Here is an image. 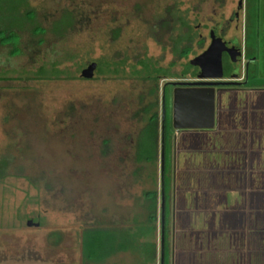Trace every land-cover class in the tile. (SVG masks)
Segmentation results:
<instances>
[{
    "label": "rangeland",
    "instance_id": "obj_1",
    "mask_svg": "<svg viewBox=\"0 0 264 264\" xmlns=\"http://www.w3.org/2000/svg\"><path fill=\"white\" fill-rule=\"evenodd\" d=\"M28 1L42 33L20 31L4 36L7 40L0 36V264H144L147 259L138 249L146 242L155 245L156 258L147 264H160L163 130V180L172 218L183 203L185 212L179 214L185 215L188 234L206 238L204 223L219 218L209 217V206L215 211L219 193L211 194L218 188L211 185L225 180L221 170L231 165L239 168L237 164L247 156H251L248 166H254L258 158L264 161V114L256 125L262 131L259 137L242 140L237 131L223 134L220 139L227 143L223 151L215 152V142L194 143L192 135L175 142L172 84L190 79L181 74L194 71L186 64L207 49L212 27H221L227 40H242V28L226 24L238 0ZM169 8H174V14L168 13ZM64 12L78 15L77 23L68 34L57 37L49 29ZM176 14L195 36L185 59L172 49L173 38L185 30L179 28ZM138 58L149 59L169 77L157 82L133 77L130 65ZM120 61H125L124 71L119 67L114 73ZM90 63H100L102 73L95 71L86 80L81 71ZM53 70L60 74H51ZM146 109L156 111L160 121L153 164L136 162ZM237 117L233 122L241 124ZM199 150L207 156H197ZM217 159H222L225 169H218ZM188 166L195 167L184 169ZM147 191L158 193L156 229L153 236L143 238L140 233L145 231L139 227L149 224L150 216ZM180 223L176 221L177 227ZM88 231L123 239L137 236L130 250L96 262L82 255ZM177 256L173 261L171 256V264H180Z\"/></svg>",
    "mask_w": 264,
    "mask_h": 264
},
{
    "label": "trees",
    "instance_id": "obj_2",
    "mask_svg": "<svg viewBox=\"0 0 264 264\" xmlns=\"http://www.w3.org/2000/svg\"><path fill=\"white\" fill-rule=\"evenodd\" d=\"M174 8H169L168 13L174 14ZM177 15V14H176ZM179 28L185 29L184 32L180 33L176 38H173V52L177 53L180 59H185L188 57L192 50V45L195 40L193 35V30L188 25L186 20L178 18ZM78 15L74 12H64L62 16L54 21L50 27V33L57 36L63 37L68 34L73 27L76 25ZM172 19H175L172 17ZM172 21V20H171ZM171 24V22H170ZM168 22L165 23L166 26L170 25ZM172 29H173V25ZM175 26V25H174ZM32 31L34 34L42 33L35 19L34 12L31 11L29 7L28 0H0V36L3 40H7L4 36L12 35L15 32L22 31ZM173 32V31H172ZM125 61H120L119 64L114 65L113 72L118 73L119 67H121L122 72L124 69L122 65ZM188 68L190 64H186ZM185 65V66H186ZM55 64H53V67ZM192 67V66H191ZM194 67H192L193 69ZM130 72L133 77L141 78L142 80L154 81L157 82L159 79H167L169 77L167 71L155 67L149 59L138 58V60L130 65ZM193 72L184 70L181 74L182 78L189 76L190 79L197 78L196 69H193ZM101 64L97 63L96 74L100 75ZM51 74H60L57 71H52ZM157 87H155V90ZM162 100V109H163V128L165 129L168 120H167V92L164 89V94ZM154 105H152L153 107ZM155 109V108H154ZM144 128L141 130L137 137L136 142V162L137 163H147L153 164L156 161L157 150H158V138H159V126L160 121L158 119L156 111L149 112V109L145 110V116H143ZM165 130H163V156L165 152ZM164 174V169H163ZM162 194L159 195V202L161 197L164 198V209H163V223H161L160 218V250L162 253V264H170V243H169V231H170V216L171 209L168 205V198L170 195L167 192L166 187L164 186V180L162 179L161 186ZM145 201L149 203V224L145 225L142 229L139 227L141 232L140 237L148 238L155 234L154 222L156 221V207L158 202V193L156 191H147L144 193ZM137 235H126L124 236L109 233L108 235L105 232L101 231H88L85 233L84 237V246L82 250V255L86 260L100 262L101 260L123 250H130L133 247V238ZM120 238V239H118ZM105 243V244H104ZM143 249H138L142 256L146 257V262L155 261V245H149L148 242L144 243ZM152 247V248H150ZM134 251V250H133Z\"/></svg>",
    "mask_w": 264,
    "mask_h": 264
},
{
    "label": "crops",
    "instance_id": "obj_3",
    "mask_svg": "<svg viewBox=\"0 0 264 264\" xmlns=\"http://www.w3.org/2000/svg\"><path fill=\"white\" fill-rule=\"evenodd\" d=\"M240 115L244 116L245 113ZM251 116L253 117V113H251ZM243 123H245V120ZM257 124L255 122L252 126L256 127ZM245 125L247 123L243 126L246 127ZM191 135L195 136L194 143L202 145V143L215 142L218 147L215 152L227 148V143L222 142L220 139L223 138L220 132L207 135L184 134L181 137L179 136L177 140ZM244 136L243 138H245ZM183 148L185 152L189 151L187 146ZM199 151L195 153L198 154L197 156L202 157V159L207 156L204 155L205 150ZM250 159L251 156L244 157L237 164L240 165L239 168L233 169L231 165V168H227L226 171L221 170L224 167V163L220 162L222 159L215 161L218 169L225 172V182L218 181L215 185H211L212 187H218L211 194H219L217 195L215 211L209 206V217L217 215L219 218L217 221L213 222L212 220L208 223V236L202 238V240L194 235H189L190 231L184 224L182 233H179L175 238L176 245L174 252L170 255V260L172 256L173 261V257L177 254L180 264H264V161L258 158L254 166H248ZM196 162L197 160L194 161L195 164ZM194 167L188 166L184 169H193ZM219 174L220 172L217 173V176L221 177ZM160 193L162 194V190L159 195ZM206 194L207 192L202 197H205ZM224 194L229 196L226 197L227 195ZM220 196L222 200H220ZM229 197H231V200H229ZM160 206L161 200L159 205L161 218ZM196 255L201 258L195 257ZM141 257L146 258L142 255ZM160 259L161 250L159 254V263L161 264ZM144 264H147V262ZM172 264L174 263L172 262Z\"/></svg>",
    "mask_w": 264,
    "mask_h": 264
},
{
    "label": "flooded vegetation",
    "instance_id": "obj_4",
    "mask_svg": "<svg viewBox=\"0 0 264 264\" xmlns=\"http://www.w3.org/2000/svg\"><path fill=\"white\" fill-rule=\"evenodd\" d=\"M226 24L227 27L235 25V27L242 28L243 38L240 42H232L231 40H227L226 37L223 38L221 35V27H212V30L210 29L208 32V37L210 42L211 35L221 38L232 48L240 50V60L235 63H230L232 69L227 67L223 68V74H229V76L220 80H199L194 78L179 82L192 83L202 81L223 83L214 87L217 94L216 128L210 131L174 130L172 134L175 142L179 136L181 137L184 134L198 133L207 135L220 132L221 135H229L237 131V134L241 136L242 140L244 135L247 140H250V137L256 138L257 136L259 137V133H262L261 129L253 127L254 125L252 126V124L255 122L259 123L262 119L260 116L264 114V107L261 105V103H264V0H238L236 9L229 15ZM205 51H203V53ZM222 59L225 63L229 62L227 54H224ZM190 61L191 60H189L188 63H190ZM193 69H196L197 74L199 73L198 68L194 67ZM234 100L237 106L233 104ZM243 102H246L247 105L244 106ZM241 113H245L246 116L240 115ZM251 113H253V117ZM235 115H238L237 119L241 121V124L233 122L236 120L234 119ZM244 120L245 123H247V125H245L246 127L243 126L245 124L243 123ZM238 139L239 138L236 137V140ZM183 206H179L177 210L178 213H176V208L174 209L173 218L172 215L170 216V220H173V222L170 223V252H174L176 245L175 238L179 233H182L183 225L186 223V219L184 218L185 215H183L185 208ZM180 211L183 214H179ZM176 221H181L178 227ZM204 224L208 225L206 223ZM186 225L187 224H185V227H187Z\"/></svg>",
    "mask_w": 264,
    "mask_h": 264
},
{
    "label": "water",
    "instance_id": "obj_5",
    "mask_svg": "<svg viewBox=\"0 0 264 264\" xmlns=\"http://www.w3.org/2000/svg\"><path fill=\"white\" fill-rule=\"evenodd\" d=\"M210 40L211 42L208 49L203 54L192 59L189 63L192 67L199 69V73L197 74V79L199 80H220L227 77L229 74L224 75L223 68L227 67L232 69L230 63H235L240 60L239 49L232 48L229 44H226L223 39L213 35H211ZM224 54H227L229 57V62L227 63L222 59ZM96 68V63H90L81 71V77L86 80L92 79ZM221 84L223 83L202 81L192 83L175 82L172 84V86H175L172 92L171 107V123L173 130L210 131L215 129L217 124V94L214 87ZM160 164L162 183L164 169L163 144L161 148ZM160 207L161 223H163V196L161 197ZM27 225L31 226L32 223L29 221ZM160 260L162 264V253Z\"/></svg>",
    "mask_w": 264,
    "mask_h": 264
}]
</instances>
